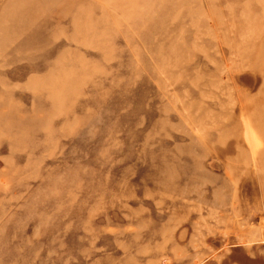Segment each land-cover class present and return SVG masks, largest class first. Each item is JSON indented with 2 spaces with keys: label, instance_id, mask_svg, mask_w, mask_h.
I'll list each match as a JSON object with an SVG mask.
<instances>
[{
  "label": "rangeland",
  "instance_id": "1",
  "mask_svg": "<svg viewBox=\"0 0 264 264\" xmlns=\"http://www.w3.org/2000/svg\"><path fill=\"white\" fill-rule=\"evenodd\" d=\"M0 264H264V0H0Z\"/></svg>",
  "mask_w": 264,
  "mask_h": 264
}]
</instances>
